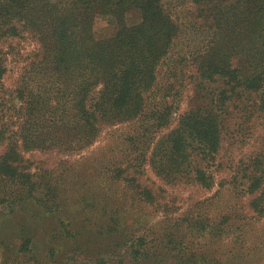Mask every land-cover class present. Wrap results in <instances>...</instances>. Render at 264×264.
I'll return each instance as SVG.
<instances>
[{"label": "rangeland", "instance_id": "rangeland-1", "mask_svg": "<svg viewBox=\"0 0 264 264\" xmlns=\"http://www.w3.org/2000/svg\"><path fill=\"white\" fill-rule=\"evenodd\" d=\"M98 1L92 5L91 11H83L75 19H86L92 23L94 38L90 40L91 44L102 41L111 46L122 28L121 24L134 26L145 20L137 7L128 5L123 12L116 8V0ZM161 5L164 14L160 20H173L178 27V35L169 56L159 67L153 92L146 93L145 100L147 111L151 114L163 102L172 105L176 113L171 118V124L157 133L155 145L148 149L149 160L145 170L136 175L141 189L146 190L154 201L151 202L147 194L142 195L150 203L142 211L132 208L126 221L131 225L135 217H142L144 223L141 228L144 229L134 235L136 239L149 235L148 242L154 239V233L167 236L175 229L176 222L180 225V234H183L178 236L186 245L169 243L168 246L175 248V254L182 248H189L186 252L188 257L195 253L196 264H201L200 252L195 250L200 248L196 246V242H201L200 234L211 239L208 262H216L213 258L221 254L225 256L226 249L219 247L217 236H208L203 230L212 231L213 225L209 222L232 220L237 224L233 227L235 231L231 228L226 235L228 240L233 239L230 250L234 246L241 249L248 247L244 250L255 256L234 264H264V249L261 250L260 246L255 250L253 247H259V243L251 238L264 232V220L252 217L255 214L252 204L264 190L250 193L247 189L255 156L264 149V113L258 107L257 93L240 88L222 107L224 111L220 114L225 129L215 160H204L203 156L191 151L190 166H184H189L186 173L167 176L164 172L163 166L167 164L163 142L179 128L181 116L193 109L210 107L212 99L207 91H219L224 86L205 83L200 75L197 58L211 40L209 24L213 22L200 17V4L197 5L194 0H161ZM232 40L239 44L238 39ZM2 45L10 56L5 90L0 91V161L9 150H16L21 159L15 165L19 178L0 179V264H120V260L131 264L127 248L133 241L118 246L108 242L106 236L82 229L86 228L82 225L86 222L85 217L94 211L84 213L79 208V198L84 194L103 193L105 173L110 169L108 159L123 157L124 147L119 145V141L125 136L136 132L139 141L144 130L143 121L147 123V118L126 123L111 116L109 121L100 125L97 135L88 137L80 132L73 140L69 134L62 135L48 126L39 131V71L30 68L42 48L39 34L22 29L18 37ZM238 52L240 57H235V64L246 65V51L238 49ZM100 80L91 97L94 104L99 99V92L105 89V76L101 75ZM170 82L175 91L167 97ZM178 89L180 93H175ZM4 98L7 108L1 103ZM31 101L38 103L29 114ZM137 148L142 147L137 145ZM138 154L140 152L134 157ZM199 167L206 168L211 176V187L196 181L195 170ZM57 183L66 190L63 196L66 205L60 211L51 212L31 199L17 202L18 197L27 195L25 189H35L34 193L38 196L43 191L45 195H50L52 193L47 188H54ZM118 192L121 194V190ZM205 201L206 204H203ZM189 218L201 219L203 225L189 224L192 220ZM241 224L248 226L240 227ZM245 231L249 232L248 239L251 238L248 242L237 237L244 235ZM192 242L194 247H189ZM24 243L29 246L28 251H21Z\"/></svg>", "mask_w": 264, "mask_h": 264}, {"label": "trees", "instance_id": "trees-1", "mask_svg": "<svg viewBox=\"0 0 264 264\" xmlns=\"http://www.w3.org/2000/svg\"><path fill=\"white\" fill-rule=\"evenodd\" d=\"M194 2L200 4L201 18L213 21L209 24L211 40L197 58L200 75L203 82L220 83L224 87L219 91L208 90V96L212 99L211 106L185 113L180 118L179 128L172 131L163 142L167 164L163 167L167 176L186 173L190 166L188 160L191 151L203 156L204 160H215L225 129L220 112L223 113L222 107L230 95L240 88L258 94V107L264 113V0ZM97 3L98 0H0V91L5 90L4 80L9 72L10 56L2 44L18 37L21 30L26 29L39 34L42 47L30 64L33 71H39V131L48 126L62 135L69 134L73 140L80 132L88 137L97 135L100 125L109 121L111 116L126 123L147 118V123L143 121L144 130L139 141L136 132L125 136L119 141V145L124 147L123 157L118 160L108 159L110 169L105 173L103 193L84 194L79 198V208L84 213L94 211L85 217L86 222L82 225L86 228L82 229L106 236L108 242L118 246L133 241L127 248L131 264H196L193 258L196 254H190L192 257L186 254L189 248H182L175 254V248L168 246L169 243L186 245L178 236L182 231L176 222L175 229L167 236L161 237L154 233V239L148 242L149 235L137 239L134 235L144 229L141 228L144 223L142 217H135L131 225L126 221L132 208H140L142 211L150 203L142 197L148 193L141 189L136 175L145 170L149 160L148 149L155 145L157 133L171 124V118L176 113L167 102L161 103L152 114L149 113L145 94L152 93L156 86L159 67L169 56L178 35V27L173 20H160L164 14L161 0H116L117 9L124 12L128 5L137 7L145 20L134 26L121 24L122 28L111 46L102 41L91 44L90 40L94 38L92 23L86 19H75L83 11H91L92 5ZM232 38L238 39L239 44H235ZM238 49L246 51V65L235 64V57H240ZM101 75L105 76V89L99 92V99L94 104L91 97L97 83L102 81ZM166 91L169 97L174 94L175 86L170 82ZM177 92L180 93L179 89ZM5 100L1 103L7 108ZM36 103L31 101L29 114L35 110ZM137 145L142 148H137ZM137 152L140 154L134 157ZM20 159L21 155L16 150H9L0 161V179L19 178L15 165ZM195 172L196 181L211 187L212 178L206 168L199 167ZM247 189L250 193L264 190V149L255 156ZM118 190H121V194ZM24 191L27 195L18 197L17 202L31 199L51 212L60 211L66 205L63 199L66 190L58 183L54 188H47L52 193L50 195H45L43 191L38 196L33 188L29 192L27 189ZM148 199L154 201L150 195ZM252 206L255 211L252 217L264 220V193L255 198ZM189 219H192L189 224L203 225L201 219ZM228 221L209 222V225H213L212 231L203 230L208 236H217L219 247L226 249L225 256L221 254L213 258L216 262H208L211 239L200 234L201 242H196L200 248L195 250L200 252L198 256L202 258L201 264H234L255 257L246 251L248 247L241 249L234 246L230 250L234 244L233 239L228 240L226 235L231 228L235 231L233 227L237 222ZM242 226L247 227L248 224ZM248 233L245 231L244 235L237 237L247 242L251 238L256 239L259 247L253 248L257 250L261 246L263 250L264 232L249 239ZM123 238L126 240H121ZM26 245L24 243L21 251L29 250ZM161 246L164 248L161 249ZM189 247H194V242ZM119 263L125 264V260Z\"/></svg>", "mask_w": 264, "mask_h": 264}]
</instances>
